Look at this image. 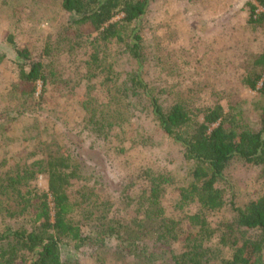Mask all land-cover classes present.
Masks as SVG:
<instances>
[{"label": "rangeland", "instance_id": "obj_1", "mask_svg": "<svg viewBox=\"0 0 264 264\" xmlns=\"http://www.w3.org/2000/svg\"><path fill=\"white\" fill-rule=\"evenodd\" d=\"M248 1L255 0H151L141 20L146 60L139 64L122 45L94 37L81 48L66 43L56 49L68 19L61 0H0V53L7 56L0 63V112H12L11 118L0 120V174L51 155H69L79 173L68 192L77 205L75 219L87 231L96 199L109 197L116 210L132 218L136 205L127 196L137 199L148 188V175L169 172L176 183L167 187L163 205L168 216L181 221V239L198 229L189 217L200 214L217 230L206 246L218 260L229 256L231 251L218 238L219 226L232 216L229 206L205 211L198 203L181 202L178 189L190 179L192 169L183 147L163 132L147 97L132 91L118 96L112 86L110 92L104 77L123 83L138 72L151 88L161 91L164 106L185 101L203 109L220 101L227 108L233 103L242 110L245 123L256 127L264 97L242 80L264 53V29L248 23ZM10 34L17 46L28 47L37 58L46 43L55 47L56 79L45 89L38 88V109L19 118L11 93L16 66ZM95 52L112 65L111 74L91 63L90 54ZM31 184L47 190V174H38ZM218 186L227 201L244 204L264 194V166L234 160ZM175 247L182 250L183 241ZM71 254L84 264H99L89 249L65 252V258Z\"/></svg>", "mask_w": 264, "mask_h": 264}, {"label": "trees", "instance_id": "obj_2", "mask_svg": "<svg viewBox=\"0 0 264 264\" xmlns=\"http://www.w3.org/2000/svg\"><path fill=\"white\" fill-rule=\"evenodd\" d=\"M151 0H61L68 15L62 26L57 47L68 43L84 47L89 38L123 46L126 54L139 64L146 60L141 20ZM248 23L264 29V0L248 1ZM121 16L118 20L115 17ZM8 42L15 54L16 80L11 93L16 100L15 112L22 117L38 109V88L56 79L54 44L46 43L37 58L28 47L17 46L12 34ZM0 53V63L6 59ZM91 63L102 72H113L99 53H91ZM254 69L243 84L264 97V53L254 59ZM108 67V69L106 68ZM110 92L128 96L141 92L148 98L153 115L163 132L179 143L184 156L192 163L190 179L178 191L183 204L198 203L205 211L229 206L232 216L219 226V243L230 255L216 259L206 246L216 229L209 227L200 214L191 224L194 232L184 234L180 220L168 216L163 199L168 186L176 183L169 172L148 175V188L135 201V213L126 219L109 198L96 199L90 210L93 216L87 231L75 219L77 205L69 196V187L78 177L79 166L67 154L35 160L16 172L0 174V264H84L72 254L89 249L99 264H264V194L244 204L227 201L218 182L229 163L241 160L253 166H264V102L259 107L256 127L245 123L236 104L226 108L220 101L198 109L185 101L168 106L161 103V91L151 88L138 72L123 83L106 76ZM112 86V90L110 87ZM8 109L0 120L11 118ZM47 174V190L32 186L38 174ZM90 212H86V217ZM93 213V214H92ZM22 218L23 222H17ZM183 241V249L175 245Z\"/></svg>", "mask_w": 264, "mask_h": 264}]
</instances>
